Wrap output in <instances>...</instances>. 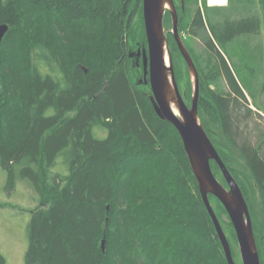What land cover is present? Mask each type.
<instances>
[{
    "label": "trees",
    "instance_id": "16d2710c",
    "mask_svg": "<svg viewBox=\"0 0 264 264\" xmlns=\"http://www.w3.org/2000/svg\"><path fill=\"white\" fill-rule=\"evenodd\" d=\"M179 1L178 30L199 75L200 122L243 192L264 264V235L247 190L215 137L236 150L264 210V137L252 144L236 136L252 111L244 90L264 112L258 101L264 73L256 90L241 85L226 49L237 40L260 64L264 0L254 8L242 0L218 7L202 0L203 9L198 0ZM142 2L0 0V24L8 25L0 44V166L7 189L20 178L40 198L25 264H228L181 138L157 116L149 84L138 82L141 58L138 66L129 56L130 49L146 46ZM191 3L196 8L188 20ZM170 20L166 11L164 25ZM185 34L204 43L202 54L186 45ZM166 36L178 86L184 64L188 97L186 63L172 33ZM222 81L227 93L217 89ZM209 200L219 221L228 217L214 196ZM226 223L235 260L237 240ZM0 264H6L1 254Z\"/></svg>",
    "mask_w": 264,
    "mask_h": 264
},
{
    "label": "water",
    "instance_id": "95a60500",
    "mask_svg": "<svg viewBox=\"0 0 264 264\" xmlns=\"http://www.w3.org/2000/svg\"><path fill=\"white\" fill-rule=\"evenodd\" d=\"M181 4L183 6V0ZM142 5L146 46H142L135 53H129V56H136L137 64L140 58L142 60L143 80L140 83L149 84L150 100L157 116L173 124L181 138L199 193L214 225L227 263L236 264L229 240L210 203L209 195L214 196L222 204L232 223L241 264H261L247 201L200 122L198 70L178 30L179 16L174 0H143ZM166 11L171 16L169 31L191 76L193 93L190 105L186 104L175 78L166 36L168 31L164 26ZM7 29V24H0V44ZM211 161L217 164L227 186H224L216 177Z\"/></svg>",
    "mask_w": 264,
    "mask_h": 264
},
{
    "label": "rangeland",
    "instance_id": "374dc122",
    "mask_svg": "<svg viewBox=\"0 0 264 264\" xmlns=\"http://www.w3.org/2000/svg\"><path fill=\"white\" fill-rule=\"evenodd\" d=\"M242 1H248L250 3L252 2L251 8H254L255 4L260 3V0H242ZM174 2H176L177 4L180 3L179 0H174ZM206 4L207 6L210 7L227 6L228 0H220V2H215V3L212 0H206ZM198 5L200 6L201 9L204 8L202 4V0H198ZM195 8H196L195 3L189 4L188 20L190 19V16L193 14ZM259 10L262 11L261 5L259 7ZM209 12L211 14L212 12L215 11H212V9L206 11V13ZM165 29L167 31L171 30V20H170V26L166 25ZM261 35H262L261 39L264 40V33H262ZM184 41L187 46H191L192 48L196 49L198 53L199 52L201 54L203 53L204 43L199 38H192L187 36V34H185ZM139 48L142 47H138L136 50L130 49L129 53L130 52L135 53ZM226 49H228L229 54L231 56V60L236 65L237 72L239 73V76H237L239 83H241V85H245L244 82H246L249 84L252 90H256L259 81H261L263 78L264 53L261 62H259L260 64H258L255 62L254 59L255 55H252L251 52H249L251 56H249L248 53L246 52L243 53L241 52L242 49L240 43L237 40L235 41L233 40L232 42H230L227 45ZM260 49L263 50V48ZM130 57L134 58V56H130ZM181 69L184 74V77L181 79V82L178 87L181 94L184 95L186 74L183 63ZM189 77L191 80L190 74ZM240 79H242V82ZM137 80L140 83L143 80V76L137 77ZM210 88L215 89L216 87L211 85ZM217 89L219 90L222 89L226 93L228 92V87L223 83V81L219 83ZM192 93H193V85L191 82V94L188 97L187 96L184 97L187 105H190L191 103ZM244 93L247 97L248 107L252 111L250 112V114H248L246 120L244 119V121L240 123L236 131V136L238 137L237 141L242 142V140L246 138V140H248L250 143L256 144V142H258L261 137H264V112L258 110L252 104V98L246 94L245 90ZM258 101L264 107V93L259 94ZM215 137L217 140L225 144V146H223L222 143L221 147L223 148V150L227 151V153H229L232 156L234 160L233 165L236 168V170H238V175L242 179V184L247 190L255 219L260 225L261 234L264 235V210L261 204L259 194L255 191V188L252 185L249 171L246 168L245 164L243 163L242 159L237 155L236 150L229 143L228 146L224 138L216 135ZM226 146L227 148H225ZM59 159L60 158H58V163H60ZM62 167L63 166L61 163L57 164L55 170L60 171L64 168ZM64 171H66L67 173V169L66 170L64 169ZM214 173L218 178V180L224 186H227L224 181L223 175L221 174V171L219 172L214 171ZM6 183H7V173L0 166V254L4 256L6 260V264H25V253L28 248L29 222H30L32 210L38 207L40 204V198L38 197V195L36 194V192L34 191L32 186L28 183L27 180L17 178L15 185L12 189H7ZM210 203L213 209L215 210L216 208L215 201L210 200ZM221 218H222V220L220 219L221 226L228 238L229 229L226 222H228L229 218L224 214H222ZM233 246L235 253L237 255L235 262L236 264H239V261H241L239 255V248L237 243L235 244L233 243ZM263 252H264V245H263Z\"/></svg>",
    "mask_w": 264,
    "mask_h": 264
},
{
    "label": "bare ground",
    "instance_id": "6f19581e",
    "mask_svg": "<svg viewBox=\"0 0 264 264\" xmlns=\"http://www.w3.org/2000/svg\"><path fill=\"white\" fill-rule=\"evenodd\" d=\"M214 3L215 2H220V0H212ZM166 61H167V56H166ZM174 112H176L177 113V111L174 109Z\"/></svg>",
    "mask_w": 264,
    "mask_h": 264
}]
</instances>
